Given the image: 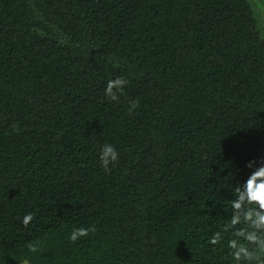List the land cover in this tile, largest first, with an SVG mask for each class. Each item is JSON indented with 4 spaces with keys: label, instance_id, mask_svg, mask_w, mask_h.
Segmentation results:
<instances>
[{
    "label": "trees",
    "instance_id": "1",
    "mask_svg": "<svg viewBox=\"0 0 264 264\" xmlns=\"http://www.w3.org/2000/svg\"><path fill=\"white\" fill-rule=\"evenodd\" d=\"M252 2L0 0V264H235L209 238L264 158Z\"/></svg>",
    "mask_w": 264,
    "mask_h": 264
},
{
    "label": "clouds",
    "instance_id": "2",
    "mask_svg": "<svg viewBox=\"0 0 264 264\" xmlns=\"http://www.w3.org/2000/svg\"><path fill=\"white\" fill-rule=\"evenodd\" d=\"M252 7L256 11L264 12V4L260 0H253ZM261 38H264V32L261 33ZM127 83V80L119 76L110 79L104 95L110 101L118 102V93L123 92ZM130 104L129 114L139 107L138 101H132ZM99 159L101 166L106 170L109 169L110 164L119 159L115 145L104 144ZM246 166L252 171L246 180L237 182L231 190L233 196L231 217L220 231L213 233L209 243L213 246L218 245L223 240L222 233H230L232 238L228 239L227 248L235 264H264V158L259 162L255 159L250 160ZM33 219V214L28 213L21 221L27 227ZM95 231V226L74 228L69 239L76 243L81 237H88ZM28 250L35 253L38 248L35 244L29 243ZM24 264H27V261Z\"/></svg>",
    "mask_w": 264,
    "mask_h": 264
},
{
    "label": "rangeland",
    "instance_id": "3",
    "mask_svg": "<svg viewBox=\"0 0 264 264\" xmlns=\"http://www.w3.org/2000/svg\"><path fill=\"white\" fill-rule=\"evenodd\" d=\"M260 2H261L262 4H264V0H260ZM259 13L261 14V18L264 19V12H260V11H259ZM25 261H27V260H24L21 264H24ZM27 264H30V263L27 261Z\"/></svg>",
    "mask_w": 264,
    "mask_h": 264
}]
</instances>
